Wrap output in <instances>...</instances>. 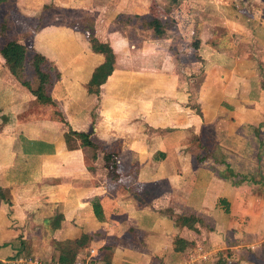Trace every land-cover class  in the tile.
Segmentation results:
<instances>
[{
  "label": "crops",
  "instance_id": "1",
  "mask_svg": "<svg viewBox=\"0 0 264 264\" xmlns=\"http://www.w3.org/2000/svg\"><path fill=\"white\" fill-rule=\"evenodd\" d=\"M33 1L15 7L25 14ZM95 1L53 0L95 10V37L116 55L99 96L87 85L105 57L82 31L68 29L66 42L47 27L55 35L42 31L37 50L61 72L63 91L55 84L52 98L69 126L45 116L51 108L0 54V188L10 200H0V264L15 258L17 238L59 260L83 234L91 240L82 263L216 264L233 255L235 264H264V21L253 26L235 0ZM152 3L165 17L179 9L186 29L156 38L143 26L156 16ZM68 128L92 132L99 149L69 150ZM105 153L117 155V179ZM191 216L202 220L197 230L177 226Z\"/></svg>",
  "mask_w": 264,
  "mask_h": 264
},
{
  "label": "trees",
  "instance_id": "2",
  "mask_svg": "<svg viewBox=\"0 0 264 264\" xmlns=\"http://www.w3.org/2000/svg\"><path fill=\"white\" fill-rule=\"evenodd\" d=\"M7 2L8 0H0V11ZM8 21L9 20L6 18L2 19L0 23L1 35H5L8 32ZM177 24L178 22L173 17L169 18L168 16L165 17L161 14L152 16L150 19L144 20L143 22V26L146 29L152 30L154 36L160 39L167 37L169 31L177 28ZM91 41L92 50L105 57V62L95 69L92 78L87 85L89 94L99 96L101 87L107 82L108 78L116 69V55L110 44L100 43L94 36H91ZM0 54L4 58L11 76L14 77L31 96L36 98L44 108H51L59 120L64 125H68L63 113L59 110L57 104L52 98L55 84L61 79V72L57 66L40 53H33L29 56L27 46L15 40L6 42L0 48ZM29 66L32 68L35 84L31 79L27 78V70ZM91 137L92 132L74 131L72 128H69L68 132L65 134L67 148L69 150H74L79 147H89L98 150L99 146L92 141ZM104 160L106 168L110 171L109 176H111L112 179H117V155L105 153ZM262 191L264 193V188ZM0 200L10 203V200L2 188H0ZM93 210L96 218L99 221H103V209L99 201L93 202ZM226 211H229L228 207H226ZM57 223H59V221H57ZM198 223H202V220L194 216L176 218V224L178 227H187L192 230H197L196 225ZM90 240L91 237L86 234H83L76 239L73 249L61 253L58 260L59 264H73L80 250L86 248ZM180 242H182L181 239L176 240L175 244H177V247ZM105 264L112 263L106 262ZM216 264H225V261L221 258Z\"/></svg>",
  "mask_w": 264,
  "mask_h": 264
},
{
  "label": "rangeland",
  "instance_id": "3",
  "mask_svg": "<svg viewBox=\"0 0 264 264\" xmlns=\"http://www.w3.org/2000/svg\"><path fill=\"white\" fill-rule=\"evenodd\" d=\"M109 1H111V0H96L94 3H96L97 5L99 4L101 6L103 5V7H106L107 5L109 7H112L110 5L111 2H109ZM33 2H35V3L30 7V10L28 12H26L25 14L22 13L19 10V8L15 7V0H8V2L2 7V10L0 11V23H1L3 18L8 19L9 20L8 21L9 30L5 35H1V33H0V48L6 42L15 40V41H18V42L25 44L28 48L29 56H31L33 53H37L38 46L45 43V40L42 39V34H41L42 31H46V28L52 27V25H55L56 27H60L59 29L63 30L61 32L62 34H59V37H60L59 40H64L66 42L70 40L68 38V36H69V33H71V32H69L68 29L80 30L83 32V33H81V35H82V37H84L85 42L91 44V47H92L91 36L95 37L96 22L98 20L97 16L95 15L94 9L89 8V7L87 9L75 8L73 6H69V4H67L68 6H66V8L59 9V8L55 7V3L53 2V0H38L37 2L36 1H33ZM112 3H114V1H112ZM234 5H235L236 9L240 10L241 12L245 11V15L250 14V16H252L249 19L252 21L253 26L256 24L259 25V24H261V21L262 22L264 21V0H235ZM161 11L156 8L155 3L154 4L152 3V6L150 8V12L152 13V15L161 14L164 16L165 13L162 11L163 12V14H162ZM171 17L176 19L179 27H182V25H185L184 28L186 29V25L189 24V21L186 18H184L183 16H181L179 9L175 10L172 13ZM204 18H206V17H204ZM126 19L127 18L125 16H122V20H126ZM192 19H193V17H192ZM122 20L120 22H122ZM216 21L218 22L219 20L217 19ZM246 23L248 24L250 22H248V20L246 19ZM46 34H48V35H50V37H52V35H55V32L53 33L50 30L49 32L46 31ZM38 35H40L39 40H37ZM70 35H72V34H70ZM43 37H45V36L43 35ZM57 38H58V35H57ZM98 41L100 43H102L100 40H98ZM253 52H254V55H253L254 57H255V55H258L257 54L258 52L256 50ZM1 58L4 59L2 57V55H1ZM255 58H257V57H255ZM262 62L264 63V61H262ZM27 71H28L27 72V78L31 79L33 81V83L35 84L34 76L32 73V68L30 66H29ZM250 72H251V69H250ZM56 84H57L56 89L58 88V90L62 93L64 83H62L61 80H59L56 82ZM38 104L40 105L39 101H38ZM44 112H45L44 113L45 116H47L48 118H53L54 112L52 109L44 111ZM63 126H69V125H63ZM206 149L212 150L213 147L207 146ZM88 150L90 151L89 156H90V154H92V153L94 154V152H96L94 149H88ZM251 167L253 168V166H251ZM256 169L258 170L259 168L256 167ZM257 170H255L256 171L255 173H257ZM263 188L264 187H262V190H263ZM258 195L259 194H257V196ZM261 197H263L262 194H261ZM14 244H15V248H17L16 249L17 251L13 252V257H15V258H11L8 260H14L17 257L18 258L17 260H24V261L26 260L27 264H29V263L35 264L34 262L36 260L41 262L42 264H58L57 258L52 256L51 251L48 252L44 257H41L43 255H41L39 249H37L38 243H34V242L33 243H29V242L27 243L26 242L25 243V242L21 241V238H19V239L17 238V240L15 241ZM49 244H50V242H49ZM205 245L207 246L206 243H205ZM63 246L66 249L68 247L66 243H63V244L59 245V249L62 250ZM246 252L247 253H253L254 251H252V249L249 248L248 250L246 249ZM45 253H46V251H45ZM89 255H90V253H89ZM86 257H87V255H86ZM229 258H230V263H229V260H224L225 264H227V263L228 264H235V259H234L233 255H230ZM93 259L94 258H92V260ZM222 259H224V258H222ZM82 260H79V261L75 260L76 261L75 264H96V262L89 260V259H84V261H83L84 263L81 262ZM231 261H232V263H231ZM17 262L20 263V261H17ZM215 262H213V263L215 264ZM18 263H16V264H18ZM213 263L211 262V263H207V264H213ZM4 264H8V263L6 262Z\"/></svg>",
  "mask_w": 264,
  "mask_h": 264
},
{
  "label": "built area",
  "instance_id": "4",
  "mask_svg": "<svg viewBox=\"0 0 264 264\" xmlns=\"http://www.w3.org/2000/svg\"><path fill=\"white\" fill-rule=\"evenodd\" d=\"M17 261H20V263H18ZM7 263H8V264H16V263H18V264H24L23 260H16V259L11 260V261H9V262H7Z\"/></svg>",
  "mask_w": 264,
  "mask_h": 264
}]
</instances>
